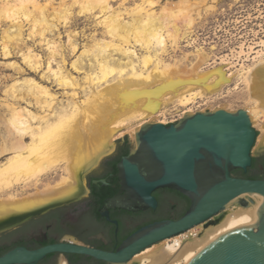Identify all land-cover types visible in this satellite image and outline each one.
Listing matches in <instances>:
<instances>
[{
	"label": "bare ground",
	"instance_id": "bare-ground-1",
	"mask_svg": "<svg viewBox=\"0 0 264 264\" xmlns=\"http://www.w3.org/2000/svg\"><path fill=\"white\" fill-rule=\"evenodd\" d=\"M148 3L149 7L136 5L132 8L125 1L115 6L111 0H61L57 4L56 0H0V33L3 29L0 39L5 56L11 55V45L26 44V20L34 27L33 35L38 34L36 38L50 51L44 73L50 72L60 84L72 89L68 91L71 97L68 104L61 106H56L58 101L50 88L33 77L18 79L5 90L12 100L4 103L10 114L4 118V125L10 132L0 141V158L6 156L0 161V224L15 219L19 213L83 197L87 189L84 172L93 167L101 155L112 148L114 139L124 134L125 128H130L131 122L137 119L132 115L126 121L120 120L124 112L131 110L129 99L142 98L143 104L139 99L134 103L143 109L137 105L135 111L139 107L140 116L151 117L165 116L167 101L176 97L184 107L182 115H186L192 113L193 104L210 99L230 82L232 74L221 68L199 72L200 64L190 70L181 63L161 58L159 52L166 50L167 41L170 39L177 45L187 35L194 18L189 8L184 9L185 18L179 17L183 20L179 24L175 11L165 6L158 11L156 0H148ZM87 4L97 6L91 13L110 38L92 34V43H86L72 62L77 71L86 74L89 83L81 99L75 90L80 84L78 77L70 76L57 61L62 49L54 38L56 33L61 37L55 19H64L66 24L74 15V6ZM6 23L8 27L3 28ZM77 35L73 30L68 33L71 52L80 50ZM132 38L145 49L144 53L137 51ZM196 52L197 57L207 62L208 56L202 49L197 48ZM21 55L32 69L38 67L34 61L36 54L30 46L22 50ZM53 61H56V68ZM240 72L248 90L250 116L264 114V59L249 67L242 66ZM25 96H31L43 113L22 107ZM142 125L130 129L133 138ZM261 148L264 149V143ZM53 173L59 174L55 180L50 177ZM30 186L36 189L25 194L17 189ZM249 201L247 205L229 204L217 221L209 224L214 219L211 218L186 232L163 239L137 253L126 264H187L220 235L257 223V199Z\"/></svg>",
	"mask_w": 264,
	"mask_h": 264
},
{
	"label": "water",
	"instance_id": "water-1",
	"mask_svg": "<svg viewBox=\"0 0 264 264\" xmlns=\"http://www.w3.org/2000/svg\"><path fill=\"white\" fill-rule=\"evenodd\" d=\"M258 131L247 109L224 108L196 111L177 122H147L135 134L136 145L117 163L121 193L109 197L100 209L110 218V210L156 209L154 192L176 190L189 198V209L177 219H164L144 225L129 235L114 251L84 243H59L28 251L15 248L0 257V264H35L51 252L91 256L107 264H126L153 244L218 216L239 200L256 197L257 223L232 229L205 246L187 264H264V179L234 176L233 170L247 172L253 164L252 150ZM94 184L110 185L107 179ZM169 199L181 200L165 191ZM168 205L165 204L163 212ZM41 211L30 214L37 215Z\"/></svg>",
	"mask_w": 264,
	"mask_h": 264
},
{
	"label": "rangeland",
	"instance_id": "rangeland-1",
	"mask_svg": "<svg viewBox=\"0 0 264 264\" xmlns=\"http://www.w3.org/2000/svg\"><path fill=\"white\" fill-rule=\"evenodd\" d=\"M61 0H56V4ZM125 1L130 7L136 5H143L149 7L148 0H111L115 6H119L121 2ZM158 4L156 9L161 10L162 7H166L167 10L175 11L178 14V18L184 20L185 14L182 12L184 9L189 8L193 18V25L187 29V35L182 38L176 45L170 39L167 41V48L164 51H160L159 55L161 58L171 63H181L186 69L192 70L200 64L199 72H205L215 68H221L227 74H232L230 82H226L217 92L213 94L210 99L200 100L198 103L193 104L192 113L196 111L215 110L216 108H224L230 111H236L240 108L248 109L251 104L248 101V90L243 81L240 68L242 66L249 67L254 63L264 59V0H156ZM187 2V3H186ZM92 6V7H89ZM85 7L87 9H85ZM74 6L72 14L65 24V20L58 18L55 22L59 24L61 37L59 33H56L54 38L59 43L61 54L57 56V61L61 62L67 73L70 76H76L79 79L80 84L75 90L80 94L81 99L84 98V90L89 85L86 80V74L84 72L77 71L73 66L72 62L76 59L84 49L86 43H92L91 36L96 33L98 37L108 39L110 38L108 33L98 24V20L92 14L97 10L95 4H87V6ZM96 7V8H95ZM183 9V10H182ZM90 11V12H89ZM92 12V13H91ZM20 15L24 14L20 13ZM129 15V14H128ZM128 15H125L128 17ZM184 15V17H183ZM130 16V15H129ZM178 22L180 24L181 19ZM24 35L26 44L23 43L20 47L10 46L11 55L5 56L3 51V42L0 39V141L2 137L10 131L5 127L4 118L9 117L10 114L7 109L4 108V103L11 101V97L5 91L8 87H12L16 80H23L27 77L35 78L40 84L46 85L55 94L56 106L68 104L70 92L72 89L66 88L59 83L57 78L47 71V64L50 60V51L46 44L41 39L36 38L38 35H33L34 31L31 23L25 20ZM8 27V23L3 25V28ZM71 30L78 33L76 39L80 44V50L78 52H71V47L68 45V33ZM3 29L1 30L0 36H2ZM35 37H33V36ZM133 42H136L132 38ZM136 48L139 53H144L145 49L136 42ZM27 46H30L36 54L35 62L38 64L37 68L32 69L24 60L21 55V51H26ZM197 48L202 49L208 56L207 62L197 57ZM39 56V57H38ZM118 56V55H116ZM38 57V58H37ZM200 59V60H199ZM87 62H89L86 59ZM198 62V63H197ZM15 63V65H12ZM53 67L56 68V61H53ZM197 65V66H196ZM18 66V67H17ZM20 68V69H19ZM168 95L167 97H169ZM155 97V96H154ZM153 97V98H154ZM157 97V96H156ZM171 98V100H170ZM165 107L168 109L165 116L163 114H156L151 117H142L140 112L143 106H139L134 101L139 99V103L142 98L139 97L129 99V109L124 112V115L120 117L121 121H126L129 116H136L137 119L133 120L130 128H125V132L122 135L117 136L114 139L112 148L101 155L98 161L93 167L84 172V184L87 186L86 194L72 201H62L43 207L39 210L27 212L25 214L19 213L15 219L6 220L0 224V234L2 231L14 229L16 225L26 220L30 214H35L39 211L42 213L48 210L64 206L65 210H71L73 207L78 206L80 208H86L87 196H88V183L90 179L98 173L105 172L107 170V161L109 159H117L121 153L124 143L127 141L130 148L136 145L135 138L131 136V130L133 127L139 124L147 122H164L173 123L177 122L182 115L184 107L181 106L176 97H170ZM146 99V98H143ZM159 99V98H157ZM156 99V100H157ZM173 99V100H172ZM133 102V103H132ZM160 103V102H159ZM162 105V102L160 103ZM138 112L135 111L136 106ZM141 105V104H140ZM21 106H28L38 114H42L43 110L33 100L31 96H25V100L21 102ZM134 108V113L131 114ZM140 111V112H139ZM133 112V111H132ZM128 114V115H127ZM251 115V114H250ZM260 116V117H259ZM259 117V118H258ZM153 118V119H152ZM253 126L258 131L255 146L253 147L252 154L256 159V166L253 168L252 173L257 174L260 171V164L264 157V149L261 146L264 143V114L252 115L251 116ZM132 137V138H131ZM30 139V138H27ZM134 145V146H133ZM6 156L0 158L5 160ZM52 180L59 177V174H51ZM20 194H25L29 190H35V186L29 188H17ZM250 198L243 200L250 202ZM234 205H244L239 200L233 202ZM222 213V212H221ZM220 213V214H221ZM220 215L213 216L211 222L220 219ZM210 220V219H209ZM208 221V220H207ZM206 221V222H207Z\"/></svg>",
	"mask_w": 264,
	"mask_h": 264
},
{
	"label": "flooded vegetation",
	"instance_id": "flooded-vegetation-1",
	"mask_svg": "<svg viewBox=\"0 0 264 264\" xmlns=\"http://www.w3.org/2000/svg\"><path fill=\"white\" fill-rule=\"evenodd\" d=\"M129 150L127 153H122V147L121 158L127 155ZM114 160L115 158H112L106 162L108 168L105 172L94 175L96 179H107L112 188L116 190L113 195L106 196L104 202L109 197L121 193L117 176L118 169L117 172H113L111 167V163ZM259 167L264 170V157ZM252 170L251 166L247 172H244V178L264 179V174L257 177V174H253ZM115 176H117L116 181H114ZM88 190L86 208L75 206L71 210H65L64 206L55 207L47 212L28 217L16 225L14 229L2 231L0 234V257L19 247H23L28 251H35L48 245L71 242L84 243L94 248L114 251L124 239L140 227L159 220L177 219L182 216L181 213L185 207V205L182 206L181 200L169 199L165 191L175 192L181 199H184L185 195L169 188H160L154 192L158 199L156 209L148 208L128 211L122 208H115L110 210L111 220H109L100 213L104 203L97 208L98 201L102 199V195L93 191L91 179L88 183ZM165 204L168 205V208L163 212ZM35 264L107 263L83 254L51 252L39 259Z\"/></svg>",
	"mask_w": 264,
	"mask_h": 264
},
{
	"label": "trees",
	"instance_id": "trees-1",
	"mask_svg": "<svg viewBox=\"0 0 264 264\" xmlns=\"http://www.w3.org/2000/svg\"><path fill=\"white\" fill-rule=\"evenodd\" d=\"M129 148H130V145H129V143L126 141V142L124 143V145H123V152H122V153H127L128 150H129ZM122 153H121V154H122ZM121 154H119L118 158L115 159L114 162L111 163V167H112V171H113V172H117V162L120 160V158H121V156H122ZM255 166H256V159L253 158V165H252V168H254ZM250 170H251V169H250ZM232 174H233L234 176L244 177V172H243L242 170H238V169H237V170H233ZM263 174H264V171H263V172L260 171L259 173H257V177L260 176V175H263ZM94 179H96V178L93 176V177L91 178V187H92V189H93L94 192H97V193H99L100 195H102V199H100V200L98 201V204H97V208H99V207H101L102 204L104 203V200H105L104 198H105L106 196H111V195H113V194L116 192V190L112 188V185L105 186V185H102V184H94V183H93V180H94ZM116 180H117V176H115V178H114V181H116ZM184 199H185V201H186V204H185V207H184V209H183V211H182V213H181L182 215L185 214V212L189 209L190 204H191L189 198L184 197ZM98 211H99V210H98Z\"/></svg>",
	"mask_w": 264,
	"mask_h": 264
}]
</instances>
